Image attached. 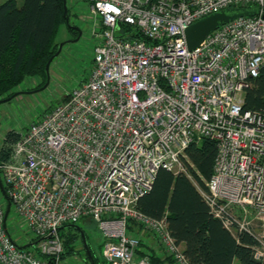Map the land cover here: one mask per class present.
<instances>
[{
  "label": "built area",
  "instance_id": "obj_1",
  "mask_svg": "<svg viewBox=\"0 0 264 264\" xmlns=\"http://www.w3.org/2000/svg\"><path fill=\"white\" fill-rule=\"evenodd\" d=\"M84 1L92 70L0 161V264H65L59 228L81 219L99 223L107 264H152V252L191 264L167 220L137 205L160 169L186 172V149L203 139L218 150L202 197L231 232L254 234L263 257L264 113L244 102L264 65V0ZM232 7L260 12L189 49L190 25ZM9 218L28 231L24 244Z\"/></svg>",
  "mask_w": 264,
  "mask_h": 264
},
{
  "label": "trees",
  "instance_id": "obj_2",
  "mask_svg": "<svg viewBox=\"0 0 264 264\" xmlns=\"http://www.w3.org/2000/svg\"><path fill=\"white\" fill-rule=\"evenodd\" d=\"M67 6L65 14L63 0H22V4L19 0H6L0 4V100L18 93L9 91L27 77L47 78L46 64L58 50L57 28L66 23V17L71 21L68 2ZM69 30L77 37L76 31ZM132 36L143 38L139 32ZM244 109L264 113V65L245 89ZM18 138V132L6 134L0 161L9 158ZM217 150L216 141L211 139L190 144L186 149L188 160L184 161L187 172L175 174L160 169L152 189L139 199L137 206L153 218L167 220L171 234L183 245L191 264H264V256H255L260 245L255 235L231 232L202 197L200 189L206 188V181L212 176ZM80 238L77 231L63 238L64 259L77 254ZM91 252L96 264H107ZM150 257L152 264H168L167 259L153 252ZM83 259L90 264L87 254Z\"/></svg>",
  "mask_w": 264,
  "mask_h": 264
},
{
  "label": "rangeland",
  "instance_id": "obj_3",
  "mask_svg": "<svg viewBox=\"0 0 264 264\" xmlns=\"http://www.w3.org/2000/svg\"><path fill=\"white\" fill-rule=\"evenodd\" d=\"M5 1L0 0V4ZM67 1L71 8L70 23L82 28V37L77 42L65 44L60 55L52 61L49 68V83L45 88L42 89L47 78L35 76L25 78L22 83L9 91L10 93L19 92V94L0 104V150L8 132H22L32 124L39 122L45 114L61 104L64 98L79 85L83 78L89 75L93 68L95 41L91 37L89 29V5L84 0ZM19 4H22V0H19ZM76 16L79 17V20ZM75 38L66 23L59 24L55 38L57 43L60 44ZM9 92L4 95L7 96ZM4 95L1 98H4ZM7 225L17 242L23 243L24 240H27L28 231L21 226L18 219L14 221L9 218ZM75 225L84 231L90 249L93 250L98 260L103 262L105 260V237L99 223L92 219H81ZM254 227L257 229L258 235L263 236L264 225L255 222ZM75 231L77 230L74 228L66 227L60 230V234L66 238L69 232ZM30 248L32 249V247ZM76 250V255L66 256L65 264H87L86 260L83 259L86 254L81 238Z\"/></svg>",
  "mask_w": 264,
  "mask_h": 264
},
{
  "label": "water",
  "instance_id": "obj_4",
  "mask_svg": "<svg viewBox=\"0 0 264 264\" xmlns=\"http://www.w3.org/2000/svg\"><path fill=\"white\" fill-rule=\"evenodd\" d=\"M63 1H64L65 14H67L68 13L67 0H63ZM259 12H260V8H258V7H256V8L232 7V8H227V9H224L221 11H217V12H214V13H211L207 16L202 17L201 19L197 20L195 23L190 25L185 32L186 40H187V44H188L189 49L197 48L205 40V38L208 34H210L212 31L216 30L217 28H219L221 25H224V24H226V23H228V22H230L236 18L242 17V16L257 15V14H259ZM66 24H67L69 29L76 31L78 33V35L75 39L65 41V42L60 43L58 45L57 52L50 58V60L46 64L47 82L42 87V89L45 88L49 83V68H50L52 61L60 55L65 44L77 42L82 37V34H83L82 29L79 26L70 23L69 17H66ZM18 94H19V92L12 95L11 97H9L7 99L0 100V104L11 100L12 98H14ZM0 189L3 193V195L7 199L6 191L3 187L1 179H0ZM10 207H11V203L7 200L5 220L7 219V216L9 214ZM66 227L74 228L79 232L81 239H82V243H83L85 252H86L87 257L90 261V264H96L94 261L89 243H88L87 236L84 233V231L79 226H77L75 224L64 225V226L60 227L59 230L66 228Z\"/></svg>",
  "mask_w": 264,
  "mask_h": 264
},
{
  "label": "crops",
  "instance_id": "obj_5",
  "mask_svg": "<svg viewBox=\"0 0 264 264\" xmlns=\"http://www.w3.org/2000/svg\"><path fill=\"white\" fill-rule=\"evenodd\" d=\"M68 2V1H67ZM68 4H69V2H68Z\"/></svg>",
  "mask_w": 264,
  "mask_h": 264
}]
</instances>
